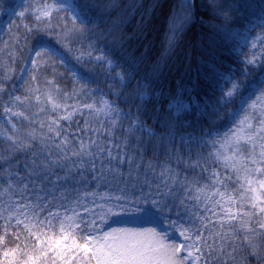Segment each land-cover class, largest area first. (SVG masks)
<instances>
[{"label":"trees","instance_id":"1","mask_svg":"<svg viewBox=\"0 0 264 264\" xmlns=\"http://www.w3.org/2000/svg\"><path fill=\"white\" fill-rule=\"evenodd\" d=\"M73 1L88 10L90 23L74 24L63 11L55 12L43 20L25 15L23 18L15 16L7 22L0 35V110L13 93L15 86H18L19 94L30 90L33 98L39 90L49 85L58 88L61 93L72 95L97 88L122 112L131 111L133 117L136 116L138 107L146 108L147 111L143 112L140 119L145 121L147 126L154 128L156 136L150 139L145 135L139 144L135 137L132 138L129 151L134 148L137 152L136 163L142 165L138 170L135 165L131 169L126 163L122 165L124 177L119 178V183L108 174L105 181H92L90 171L80 182L79 177L76 179L70 177L68 184L62 188V192L67 190L68 199L61 200L58 195L50 211H58L63 216L67 208L69 214H72V211L78 213L85 224L92 220L99 224L98 218L92 213L98 212L96 205L105 201L87 193L115 196L121 195L119 189L124 188L125 194L132 192L140 194L145 178L153 179L151 170L147 168L150 163L156 166L157 173L162 168L170 167L180 173V178L187 175L190 181L199 177L202 167L208 169L203 173L205 177L209 176L212 170H216L223 177L225 172L222 165L216 163L206 144L200 146L195 142L190 144L184 140L181 142V136L197 138L226 126L227 117L222 116L225 110L218 104V98L222 96L218 85L219 77L223 73L233 72L234 79L245 78L241 75V65L234 48L238 35L246 23L254 18L260 22L255 25L253 32L264 34V27L261 26L264 25V0H191L189 13L185 18L182 0ZM8 4V0H0V11ZM180 19L183 20L181 23ZM114 22H118L115 28ZM81 29L83 31H80ZM108 29H113L112 35H99ZM114 37L117 38L115 44ZM40 45L57 49L66 59V64L60 63L55 55L44 52L45 60L30 68L24 81L18 83V76L29 54ZM101 53L107 60H112L119 71L125 72L129 67L136 71V78L128 88L122 89L119 81L105 75L103 65L94 60ZM76 56H80L81 60H76ZM69 63L76 68L77 76L68 67ZM248 69L247 79L251 75L256 77L257 72L250 67ZM137 79L148 81L145 90L149 95L145 96L144 100H136L133 103L129 90ZM191 97L197 103V107L195 105L190 110L192 113L190 115H180L175 140L165 138L161 145L160 136L166 131L162 125L169 115L167 109L170 101L178 98L186 100ZM214 103L216 108L213 107ZM205 110L207 115H203ZM60 115L48 108L31 112L26 115L28 119L22 117L18 122L16 127L18 131L15 133L11 131L9 135L23 138L25 133L33 129H36L37 134H41L40 123L44 122L47 125L49 117ZM86 122L88 126L101 132L105 128H110L107 118L101 114L97 116L95 113H83L72 117L71 120L60 121L69 133H75L77 136L80 135L77 128H85ZM121 126L127 128L128 121L123 120ZM121 126L115 130L114 138L117 143L123 144L125 136ZM43 131L46 132L47 127ZM136 135L139 136V132ZM8 144L7 136H0L2 184L7 176L5 169L12 171V165L5 162L11 155L6 151ZM165 151L169 153L168 156L165 155ZM27 155L30 156L31 153ZM24 158L25 154L21 153L20 160ZM197 162L201 167L193 171L191 165ZM97 169H100L99 161ZM129 171L138 179L127 178ZM97 183L99 187L96 186ZM154 189L155 185L153 194ZM144 191L149 190L145 188ZM180 195L183 198V194ZM192 195H197L194 186ZM60 204L64 207H60ZM186 204L193 212H203L205 208L203 203L197 204L195 200H186ZM179 211L183 213V209ZM168 215L170 219H177L175 209L168 212ZM205 215L211 218L212 223L204 230L203 239L207 245L212 246V251L209 252V248L202 244L203 254L199 264H264V261L258 262L254 256L249 255L254 247L264 251V229H260L254 222H264L261 214H258L253 222H249L247 217L244 218V223L249 224L247 231L242 228L239 221L232 222L235 225V232L230 231L229 225L225 224L224 232L227 234L225 242L219 241L215 235L221 230L218 217H213L211 213ZM20 219L28 223L24 217ZM125 219L128 220V217ZM5 223L6 220L0 218V235L5 236V242H0V264H5L6 258L3 253L13 248L17 249L18 261L26 260L36 244V238L31 233L37 230L32 228L30 233L25 229L24 223L17 226L13 219L12 227L5 234ZM81 226L84 227L83 224ZM197 227H200L199 221Z\"/></svg>","mask_w":264,"mask_h":264},{"label":"snow or ice","instance_id":"2","mask_svg":"<svg viewBox=\"0 0 264 264\" xmlns=\"http://www.w3.org/2000/svg\"><path fill=\"white\" fill-rule=\"evenodd\" d=\"M60 11L70 12L74 24L91 22L88 20V10L71 0H52L51 4L45 3L42 8L35 9L34 13H39L36 19L40 20L42 17L51 16L52 12ZM18 15L23 18L27 15V10ZM117 23L114 22L113 28ZM112 33L113 29H108L99 35L110 36ZM116 39L113 38L114 44ZM257 39L264 42V37ZM256 46V44L252 45L253 48ZM47 51L49 55H55V52ZM35 55L39 57L42 52L37 51ZM97 59L107 64L110 71L115 68L112 60H104L103 57ZM241 63L255 65L257 58L244 60ZM247 74L246 68L242 72L245 77L243 80L226 78L224 83L226 90L222 92L225 106L234 102V99L229 98L238 96L242 102L239 105L241 109L246 105L253 110L251 113L245 111L240 126L231 135L225 134L223 137L221 148L226 147L231 154L223 151L215 153L216 163L223 166L225 175L221 177L219 172L212 170L210 175L205 177L203 173L208 169L202 167L199 177L190 181L187 175L180 178V173L170 167L162 168L157 173L156 166L150 163L147 168L151 170L153 179L145 178L140 194L135 192L125 194L124 188L119 189L121 195L115 196L87 193L105 201L96 205L98 212L92 213L98 218L99 224L96 220L85 224L78 213L72 211V214H69L67 208L63 216L58 211H50V209L58 195L61 200L68 199L67 190L62 192V188L68 184L70 177L72 179L79 177L78 182H80L90 171L92 181H105L108 174L119 183V178L124 177L122 165L126 163L129 169L135 165L137 170L142 166L136 163L137 152L134 148L130 152L129 145L133 137L139 144L145 135L150 139L156 136L154 128L147 126L146 122L140 119L143 112L147 111L146 108L138 107L137 114L133 117L131 111L122 113L114 104L104 99L98 108L93 104L84 105L89 110L95 111L97 116L103 114L110 122V128H105L103 132L93 129L86 122L85 128H77L79 136L69 133L60 123L72 119L73 113L66 112L64 115L49 117L47 125L41 122L39 125L41 134H37L36 129H33L25 133L23 138L7 136L9 144L6 151L11 155L5 162L12 165V171L5 169L7 177L3 181L5 185L3 194L8 197V205L0 213V218L6 220L5 234L12 227L13 219L17 226L24 223L20 217L28 221L24 223L25 229L30 233L32 228L37 231L31 233L36 238V244L32 253L27 255V259L18 261L17 249L13 248L3 253L6 258L5 264H57V262L59 264H199L203 254L201 245L204 244L209 248V252L212 251V246L207 245L203 239L204 230H207L208 225L212 223L211 218L205 213L218 217L221 230L215 235L221 242L226 241L225 224L229 225L230 231L235 232V225L232 222L239 221L245 231L249 230V224L244 223V218L247 217L249 222H253L258 214H264V81L255 82L256 88L253 90V81L247 79ZM135 78L136 71L131 67L125 72H116L114 77L119 80L122 89L128 88ZM48 83L52 82L48 81ZM147 83L146 79H137L129 90L133 103L136 100L142 101L149 95L145 90ZM14 100L21 104L25 102L19 96L14 97ZM48 102L53 112H57L62 107L51 95L48 96ZM192 108L194 105L182 100L170 101L167 109L169 115L162 125L166 131L160 136L161 145L165 138L170 141L175 140L180 115L192 114L190 111ZM172 109L175 111L173 112ZM257 110L259 114H256ZM5 112L28 119L24 112H13L8 107L5 108ZM203 115H207L206 110ZM253 119L258 125L255 129H253ZM123 120L128 121L127 128L121 126ZM118 126H121L125 136L123 144L117 143L114 138ZM45 127H47L46 132L43 131ZM12 131L13 133L18 131L15 124L12 125ZM137 132L139 136L136 135ZM184 139V136H181V142ZM258 141L259 152L256 151ZM248 145L252 146L250 150ZM114 149L115 154H113ZM21 153L25 154L22 161ZM28 153L31 155L28 156ZM165 155L168 156L169 153L165 151ZM97 161L100 163L99 170ZM177 163L179 164L180 161L178 160ZM191 167L195 171L201 166L197 162ZM127 178L138 179L131 171ZM52 185L56 187H50ZM153 185H155L154 194ZM96 186L99 187V183ZM135 186L134 184L133 188ZM193 186L197 193L195 196L192 195ZM145 188L149 191L145 192ZM186 200H195L197 204L203 203L205 205L203 212L190 210ZM246 206L247 210H245ZM60 207L64 205L60 204ZM174 209L177 216L175 220L170 219L168 215V212ZM179 209H183V213ZM121 216L143 222H155L160 224L163 230L122 227L111 228L110 231L101 229L100 226L109 224V221L120 223L121 221L112 218ZM197 221L200 222V227H197ZM254 222L260 229H264V222ZM82 224L84 227L81 226ZM175 233L182 238L179 242L174 238ZM0 242H5V236L0 235ZM184 252L186 255H181ZM249 255L254 256L258 262L264 261V251L255 247Z\"/></svg>","mask_w":264,"mask_h":264},{"label":"rangeland","instance_id":"3","mask_svg":"<svg viewBox=\"0 0 264 264\" xmlns=\"http://www.w3.org/2000/svg\"><path fill=\"white\" fill-rule=\"evenodd\" d=\"M9 4L3 8L0 11V35L3 32V30L7 26V22L15 17L19 16L18 13L27 10V15H31L36 18V15L39 13L36 12L34 13L35 9L42 8L45 3L51 4L52 0H8ZM71 2L75 3L73 0ZM191 6V0H182V9L184 13V18L188 16L189 13V8ZM64 12V11H63ZM15 13V14H13ZM55 12H52V14ZM66 15L72 18V15L70 12H65ZM51 14V15H52ZM186 14V15H185ZM190 15V14H189ZM48 17H42L41 19H46ZM183 20L180 19L179 22L181 23ZM260 21L258 19H252L249 22L246 23L244 29L240 32L237 38V42L234 48L235 54L238 57V61L241 65V71L243 72L244 69H248L249 67L252 68L257 72L256 77L251 75L248 80L253 81V90L256 88V83L257 81H264V42L259 41L257 38L258 37H264V34L262 33H254V27L257 23ZM253 44H256L257 46L255 48L252 47ZM47 50H51L55 52V56L60 60V63H65L66 64V59L63 57V55L57 50L53 49L51 47H47L44 49H38V50H33L31 54H29L28 59L26 63L24 64L22 71L20 72L18 76V83L23 82L26 76L28 75L30 68H32L34 65L41 64L45 60V54L44 52H47ZM40 51L42 52V55L37 57L35 55V52ZM97 57H103L104 60H107L104 56L103 53H101ZM94 58L96 62H99L103 65V72L105 75H109V78L115 77L116 72H121L119 71L116 66L113 70H109L107 64L101 62ZM257 58V63L255 65H247L244 63H241V61L248 60V59H253ZM76 60H81L80 56L75 57ZM35 61V63H33ZM67 62H70L67 60ZM70 70L73 71L74 75H78V72L76 68L73 66L72 63L67 64ZM249 70V69H248ZM249 72V71H248ZM242 75V73H241ZM228 77H234L233 72H226L220 75L219 77V87L221 88V92L226 90L224 88V83L225 79ZM117 80V79H116ZM119 81V80H117ZM18 86H15L13 89V93L9 96L8 100L3 104L2 110H0V136H8L10 132L12 131V125L15 124L17 127L18 122L22 119V117H16L13 116L11 112H5V108H11L13 112H24L25 116L30 114L31 112L34 111H41L42 109H52L51 104L48 102V96L51 95L53 96L58 103L62 105V107L57 111L61 115H64L66 112H72L73 117L74 116H79L82 115L83 113H95V111H91L88 108L84 107V105L87 104H93L96 108L100 107V103L104 100L107 99L110 101L99 89L97 88H90L85 91H82L76 95L72 94H66V93H61L58 88L49 85L48 87L43 88L42 90H39L33 98V96L30 95V90H27L23 94L17 93ZM258 94V93H257ZM19 96L21 97L22 100H24V103H20L19 101H15L14 97ZM37 97H39V100H37ZM255 97H253L254 99ZM230 100L234 99V102L228 103L227 106H225L224 100L222 99V96L218 98V104L220 107L224 108L225 113H223L222 116L227 117L226 118V126L223 127L219 131H212L209 133H206L200 137H187L185 136L184 141L186 143H192L195 142L198 145H207L209 149L211 150V153L216 161V156L215 153L218 152H226L228 154H231L228 152V149L221 148V143L223 142V137L225 134L231 135L233 131H235L239 126H240V121L243 119V116L245 114V111L251 113L253 112L252 109L248 108L246 105L244 106V109H241L239 105L242 103L239 100V97L235 98H229ZM182 100L183 102L189 103L196 105L195 100L191 97L189 99H182L178 98L176 101ZM111 102V101H110ZM112 103V102H111ZM251 103V101H249ZM114 104V103H112ZM67 107H64V106ZM115 105V104H114ZM116 106V105H115ZM213 107H217L215 103L213 104ZM75 109V111H73ZM120 110V109H119ZM121 111V110H120ZM174 112L175 109H172ZM202 111V109L200 110ZM122 112V111H121ZM124 113V112H122ZM199 113V111H197ZM259 114L258 110L257 113ZM103 115V114H101ZM104 116V115H103ZM253 129H255L258 125L253 119ZM247 131V129H245ZM215 143V146L213 144ZM259 141L257 142L256 146V151L259 152ZM251 145H248L249 150L251 149ZM221 165V164H220ZM223 167V166H222ZM223 171L225 172V169L223 168ZM7 177V176H6ZM5 177V179H6ZM5 185L0 182V210L3 212L5 207L8 205V197L7 195L3 194V189ZM15 199V198H13ZM263 219H264V214H261ZM112 219L114 220H119L121 221L120 223H112L109 221V224L103 225L101 229L103 231H110L111 228H132V229H146V228H156L157 231H162L163 229L161 228L160 224H157L155 222H143V221H133L132 217H128V220L125 219V216L121 217H113ZM174 238L177 239V242H179V234L175 233ZM181 255H186V252L181 253Z\"/></svg>","mask_w":264,"mask_h":264},{"label":"water","instance_id":"4","mask_svg":"<svg viewBox=\"0 0 264 264\" xmlns=\"http://www.w3.org/2000/svg\"><path fill=\"white\" fill-rule=\"evenodd\" d=\"M44 48H45V46H38V47L35 48V50H37V49H44Z\"/></svg>","mask_w":264,"mask_h":264}]
</instances>
